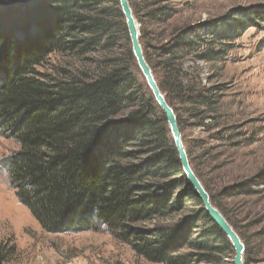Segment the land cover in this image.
<instances>
[{"label": "trees", "instance_id": "trees-1", "mask_svg": "<svg viewBox=\"0 0 264 264\" xmlns=\"http://www.w3.org/2000/svg\"><path fill=\"white\" fill-rule=\"evenodd\" d=\"M162 1L131 0L145 57L175 111L198 118L213 111L216 98L207 94L212 89L186 79L185 59L223 60L225 41L264 22V9L176 26L155 45L150 27L171 17ZM15 4L31 15L0 20V133L19 144L4 162L20 202L48 231L106 230L153 262L232 260L231 242L183 172L166 116L134 56L119 0H0V7ZM95 50L107 55L95 76L39 70L53 53ZM259 179L264 185V167L253 181ZM252 186L234 185L223 194L251 193ZM211 199L227 216L216 195ZM4 244L0 264L8 256ZM249 254L247 248L245 264Z\"/></svg>", "mask_w": 264, "mask_h": 264}, {"label": "rangeland", "instance_id": "rangeland-1", "mask_svg": "<svg viewBox=\"0 0 264 264\" xmlns=\"http://www.w3.org/2000/svg\"><path fill=\"white\" fill-rule=\"evenodd\" d=\"M162 4L171 17L165 24L150 27L155 45L162 44L176 26L240 17L241 10L250 7L264 9V0H163ZM12 14L20 18L31 15L21 5L0 7V20L11 22L15 20ZM165 25L163 39L160 32ZM225 43L229 49L223 60L188 58L183 64L187 80L212 89L207 94L215 95L213 111L209 108L197 118L178 105L182 109L175 113L182 120L179 125L194 171L210 196L216 195L222 210L236 224L237 228L230 222L246 250L250 249L248 264H264V185L259 184L260 179L253 181L264 167V22ZM106 59L102 50L85 56L53 53L39 70L59 77L82 72L95 76L103 70ZM18 149L14 139L0 133V243H5L8 254L1 264H164L138 255L106 230L52 232L43 228L9 184L4 159ZM246 183L255 191L231 197L223 194L234 185ZM225 260V264H233V259Z\"/></svg>", "mask_w": 264, "mask_h": 264}, {"label": "water", "instance_id": "water-1", "mask_svg": "<svg viewBox=\"0 0 264 264\" xmlns=\"http://www.w3.org/2000/svg\"><path fill=\"white\" fill-rule=\"evenodd\" d=\"M119 3L126 20L134 56L155 100L166 116L168 127L174 140L183 172L193 186L196 194L201 199L206 213L218 225L221 231L231 242L235 251L233 264H245L244 257L246 247L241 239V236L225 217L223 212L212 202L209 192L204 187L199 176L196 174L191 165L175 110L169 104L166 94L162 91L153 69L145 57L141 43V25L135 17L131 2L130 0H119Z\"/></svg>", "mask_w": 264, "mask_h": 264}]
</instances>
